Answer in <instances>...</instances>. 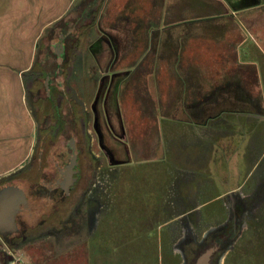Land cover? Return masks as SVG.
Wrapping results in <instances>:
<instances>
[{"label": "rangeland", "instance_id": "obj_1", "mask_svg": "<svg viewBox=\"0 0 264 264\" xmlns=\"http://www.w3.org/2000/svg\"><path fill=\"white\" fill-rule=\"evenodd\" d=\"M167 1L175 5L178 0ZM259 1L264 0H231L234 6L229 5L236 9ZM99 3L100 0L77 1L80 10L87 11L88 20L93 16L96 20L90 26H87L90 22L83 20L76 26L71 23L73 30L65 40L63 51L67 50V53L64 59H58L47 40L46 47L38 54V61H42L47 70L53 71L57 64L63 66L64 62L73 67L72 76L68 73L51 76V79L56 78L53 80L56 84L61 83L56 92L58 88L63 92L68 89L69 98H64L60 107L51 99L32 103L37 119L42 121L38 144L46 147V155L57 157L60 153L62 158L69 159L72 150L67 148V143L74 136L81 141L78 145L82 149V174L86 177L64 205H59L56 199L45 198L46 192L40 194L44 197L30 199L32 209L24 208L18 219L21 233L28 235L30 240L16 251L12 264H197L199 257L210 248L215 251L209 264H264V219L262 221L261 214L255 210L247 209L256 206L252 202L259 205L260 198L238 197L234 202L229 197L214 196L210 189L213 182L208 179L200 182L206 168H198L197 160H204L210 171L218 169L208 156L212 151L204 149L199 137L196 142H201L200 145L191 148L178 143V135H174L173 147L179 145L182 150L178 161H174V155L159 141L164 140L161 120L164 98L179 97L173 95L178 89L171 84L180 77L181 68V60L176 59L178 54H147L145 51L153 48L164 52V48L170 46L168 39L165 41V28L162 27L165 0H108L107 13ZM181 3L186 11L189 10L188 17L195 16L187 22V28L204 24L203 32H208V25L213 24L207 20L203 23L201 13L208 16L217 11L225 12L222 4L212 0H181ZM79 14V11L74 13L76 18ZM228 15L231 21L208 33L209 37L198 36L195 40L202 46L213 43L215 49L226 53L229 62L216 68L229 75L226 80L235 78L242 84L238 89L247 91L254 99H263L264 8L232 11ZM103 25L110 29L107 38L112 46L122 51L119 61L117 58L110 60L113 57L108 50L104 55L97 54L98 59L91 52L90 47L101 34H106L101 28ZM152 33L154 44L149 43ZM54 38L52 43L56 44L58 37ZM77 39H81L78 59H69L70 44ZM177 41L175 47L179 50L184 38L182 42ZM104 45L107 44L102 39L92 50L105 48ZM139 47L141 63L135 61L139 54L134 51ZM97 61L103 69H99ZM175 62L180 67L176 70L173 69ZM150 64L153 70L144 71ZM209 66L213 67L212 62L207 63L206 59L204 70ZM184 69L183 66L181 70ZM102 77L106 80L103 87L100 84ZM33 98L30 96V101ZM255 103L261 107L262 103L243 101H237L232 107L253 109ZM60 111L70 126L58 131L57 124L62 122ZM83 118L86 129L82 136L80 122ZM74 120L76 123L71 125ZM190 160L195 167L175 166L168 172L176 163L185 164ZM197 173L199 178L193 179ZM186 177L192 179L194 189L199 186L194 195L200 193V197L187 196L184 192ZM28 180L27 184L37 182L30 177ZM203 184L206 191L200 188ZM207 191L212 195L202 197ZM82 194L83 201H80ZM73 200L77 209L67 207ZM236 204L244 209L243 223L238 226L235 236L218 245L216 237L222 240L224 233V228L219 226L224 219H229ZM262 216L264 218V214ZM258 217L259 222L256 221ZM244 221L249 223V228ZM231 222L228 228L234 225Z\"/></svg>", "mask_w": 264, "mask_h": 264}, {"label": "crops", "instance_id": "obj_2", "mask_svg": "<svg viewBox=\"0 0 264 264\" xmlns=\"http://www.w3.org/2000/svg\"><path fill=\"white\" fill-rule=\"evenodd\" d=\"M77 1L0 0V210L24 209L29 204V199L36 198L34 193L29 192L32 188L31 184H27L26 170L31 167L32 171L35 170L36 164H31L36 162L39 150L42 151L41 160L47 158L52 161L53 158H56L54 154L53 156L51 154L46 155V147H41L38 144L39 125L42 121L37 119L32 103L35 100L47 101L48 94L51 93L58 94L61 98L60 93L62 92L67 97L62 96V101L64 98L68 99V89L63 92L62 89L58 88V92H56V88L61 84H56L53 81L56 78L48 81L46 76L53 73H60L62 76H66L68 73L72 76L74 69L68 62H64L63 66L57 64L53 71L47 70L44 63L38 61V54L41 48L46 47L45 41L47 40V42H50L48 47L53 48L54 53L55 49L58 50V53H55L58 54V59H64L61 51L64 52L67 36L69 34L71 36L70 31L73 30L70 27L72 26L71 23L74 22L73 24L76 26L77 22L83 20L84 22H90L87 23V26H90L96 20L93 15H91L93 16L92 19L88 20L87 11L84 8L80 10ZM212 1L220 6L222 4L225 12L217 11L208 16L201 13L203 23L207 20L213 24L208 25V32H203L204 24L200 25L198 23L195 28H187V22L194 19L195 16L188 17L189 10L186 11L187 9L184 8V3H181V0L176 1L175 5L165 0L162 27L165 28V41L168 39L167 43L170 46L164 48V52L155 51L153 48L145 50L147 54L166 52L167 55L178 54L176 59L177 61L178 59L181 60V68L176 66L177 62L173 65L174 70L180 68V77H176L173 84H171L178 89L174 91L173 95L179 97L170 100L164 98V110L161 115V118H163L161 120H163L164 140L159 141L171 151L174 155V161H178L181 160L182 150L178 147L179 145L173 147L174 135H178V143L191 148L197 144L200 145L201 142H196V138L199 137L203 146L205 145L204 149L212 151L208 152V156L213 161L212 165L218 169L217 171H210L203 162L204 160L199 162L197 160L198 168H206L207 170L203 172L204 175H199L200 182L204 179L212 181L214 185H211L210 189L214 196L229 197L234 202V198L238 197L244 199L260 198L259 205L252 202L251 204L256 206L247 209H253L260 213L263 221L264 98L254 99L247 91L238 89L237 87L242 84H238L235 78L226 80V76L229 77V75L216 67L228 63L229 56H226V53H222L217 48L215 49V44L209 43L207 46H202L201 42L195 40V38L198 36L201 38L209 37L208 33L216 31L226 21H231L228 13L264 8V1L243 8L237 7L236 9L230 8L231 0H223L225 5L222 0ZM107 2L108 0H100L99 3V6L101 5L106 13L108 11L105 9ZM76 11L80 13L78 18L74 15ZM73 15L75 19L72 18ZM256 17L263 18L262 16ZM154 22L157 23L158 21ZM101 28L106 30V34H101L99 39L92 45L93 47H90L93 56L96 59L97 54L101 52L104 55L108 50L113 57L110 60L115 61L117 58L119 61L121 59L119 52L122 51H118L119 48L116 49L108 40V34L111 33L110 29L104 27V25ZM114 31L117 34V30ZM224 33L227 34L226 31ZM217 34L220 35V33ZM55 36L58 39L56 44H53L52 40ZM190 37H194V39L189 40ZM183 38L184 42H182ZM100 39H106L107 45H104L105 48L100 47L97 50H92L97 43L100 44ZM151 39L152 41H149V43L154 44L155 35L153 33ZM178 39L182 42V47L180 46L179 50L175 47V45L178 46ZM124 42L125 38L123 37L122 43L124 44ZM80 43L81 39L71 42L69 59H78L77 54L79 53ZM121 47L123 49V45ZM134 52L139 54L135 61L141 63V48L139 47V50L136 49ZM116 53L117 57L115 56ZM206 59L207 63L212 62L213 67L209 66L204 73L203 67ZM97 65L99 69H103L99 61H97ZM183 66L186 69L182 71ZM148 67H145L144 71H151V64ZM170 77H173V75L170 74ZM44 80L48 82L44 84ZM48 87L50 88L48 89ZM41 93L44 95L42 96ZM30 96H34L32 101H30ZM73 98L77 100L74 96ZM62 101L57 104L62 103ZM237 101L262 104L259 107L255 103L253 109H237L236 106L232 107ZM58 106L60 107V105ZM60 112L62 114V111ZM63 117L65 119V116ZM74 123H76V120L71 125ZM66 125L70 126L65 120V129ZM122 128L123 134H125L124 127L122 126ZM187 137L188 141H186ZM159 141H155V143H159ZM155 148L158 149L159 146H155ZM183 163H176L168 172L173 171L175 166L186 167L187 169L195 167L191 164V160L188 163ZM199 173L201 174L202 171L200 170ZM196 175L193 176V179L199 178L198 173ZM191 183L192 179L186 177L185 182H183L184 192L187 193V196L200 197V193L194 195V192H198L199 186L194 189ZM203 185L200 188L206 191V185ZM212 193L207 191L206 194L201 196L210 197ZM243 214L244 209H241L240 205H233L229 219H224L219 228L222 226L229 229L231 227L228 228V225L232 224L231 221H233V228L235 227V229L231 237L235 236L238 226L243 223ZM258 219L259 217L256 221L259 222ZM245 226L249 228V223H245ZM226 234H229V230ZM216 241H219V245H221L220 237H216Z\"/></svg>", "mask_w": 264, "mask_h": 264}, {"label": "flooded vegetation", "instance_id": "obj_3", "mask_svg": "<svg viewBox=\"0 0 264 264\" xmlns=\"http://www.w3.org/2000/svg\"><path fill=\"white\" fill-rule=\"evenodd\" d=\"M101 40V39H100ZM106 40V39H104ZM102 41V40H101ZM100 42V41H99ZM93 47V46H92ZM58 50L55 49V53ZM60 51V50H59ZM67 53V50H65L63 53L61 52L62 57L64 58ZM54 75H60V73H53ZM47 75V74H46ZM52 74L47 75L46 79L50 81ZM44 80V84H46L48 81ZM104 81L105 77L101 78L100 84L102 87L104 86ZM61 84V83H60ZM60 87V86H59ZM50 87H48L49 89ZM47 89V88H46ZM61 94L62 96H65L64 94ZM98 97L101 96V94L96 93ZM60 96L54 95L53 93L48 94L47 99H51V101H54L56 105L59 101H62ZM61 109V108H60ZM60 117H61V123L57 124V129L60 131L62 128L65 129V119L63 115L60 112ZM97 123H98V118L97 115L95 117V128H97ZM59 125H61V128H58ZM81 129L83 131L82 136L84 135L85 129H86V124H85V119L83 118L80 122ZM58 134V133H57ZM76 135V134H75ZM101 138V135H100ZM102 141V139H101ZM79 144H81V141H77L76 138L73 136L69 139V142L67 143V148L72 150V155H70L69 159H64L62 158V155L60 153H57V157L53 158L52 161H50L47 158H44V160H41V154L42 151L39 150L38 156L36 159V165H35V170L32 171V167L27 169V175L28 178L30 177L33 181H37L34 184H31V188L29 192L34 193L36 197L42 196L40 194L46 192L48 193V196L45 197L48 200H58L59 205L65 203V201L68 198H71V195L76 191L77 185L81 180H83L84 177L82 174V162H81V155H82V149L79 147ZM103 147V145H101ZM42 147V145H41ZM106 147H104L105 149ZM106 154L107 150L105 149ZM68 154V153H67ZM66 154V155H67ZM77 154L78 157L76 160H73L74 155ZM113 159L111 158V161ZM114 161V160H113ZM35 164V163H34ZM73 165V166H72ZM72 168H70V167ZM72 171V172H71ZM74 173V177L76 178L75 183H72L70 181L71 179V174ZM28 180V179H27ZM29 181V180H28ZM61 193L63 195H61ZM47 195V194H46ZM62 196V197H61ZM44 197V196H42ZM83 194L80 195L81 200L83 201ZM29 199V195H28ZM72 200V199H71ZM64 205V204H63ZM77 204H75V201L73 200L70 202L67 207L70 209H77ZM27 209H32L30 206V199H29V204L24 207ZM24 209H2L0 210V264H12L14 261L13 259L15 258L14 255L16 251L19 249H22L23 245L27 244V240H30L28 235H23L21 233V229L19 226V215ZM235 227L233 228V225L231 228H229V234H224V238L220 240V243L223 242L224 239L226 238H231V234L234 231ZM72 231V230H70ZM76 231V230H74ZM230 235V236H229ZM219 245V243H218ZM204 254V253H203ZM202 254V255H203ZM201 255V256H202ZM200 256V257H201ZM199 257V259H200ZM198 259V260H199ZM198 262V261H197Z\"/></svg>", "mask_w": 264, "mask_h": 264}, {"label": "water", "instance_id": "obj_4", "mask_svg": "<svg viewBox=\"0 0 264 264\" xmlns=\"http://www.w3.org/2000/svg\"><path fill=\"white\" fill-rule=\"evenodd\" d=\"M77 157H78V155L75 154L74 157H73V160H76ZM72 166H73V165H72ZM69 167H70V166H69ZM70 168H72V167H70ZM71 172H72V171H71ZM70 174H71V173H70ZM70 177H71L70 181H71L72 183H75L76 178L74 177V173L71 174ZM214 251H215V248H210L209 250H207V251H206V252L200 257V259L198 260L197 264H209V261H210V259H211V255L214 253Z\"/></svg>", "mask_w": 264, "mask_h": 264}, {"label": "trees", "instance_id": "obj_5", "mask_svg": "<svg viewBox=\"0 0 264 264\" xmlns=\"http://www.w3.org/2000/svg\"><path fill=\"white\" fill-rule=\"evenodd\" d=\"M224 233L223 234H225L226 232H228V229H227V227L226 228H224V231H223Z\"/></svg>", "mask_w": 264, "mask_h": 264}]
</instances>
